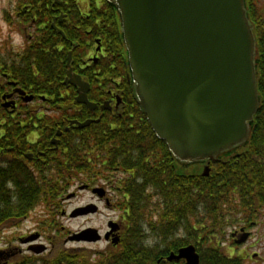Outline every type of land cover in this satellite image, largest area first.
Segmentation results:
<instances>
[{
	"label": "trees",
	"instance_id": "16d2710c",
	"mask_svg": "<svg viewBox=\"0 0 264 264\" xmlns=\"http://www.w3.org/2000/svg\"><path fill=\"white\" fill-rule=\"evenodd\" d=\"M56 1L18 0V21L28 19L36 28L41 23L47 26L34 31L24 50H14L12 74L23 90L52 97L56 114L38 121L45 128L46 135L41 142L44 147L49 146L60 120V129L71 119L100 118V121L86 127H70L60 137L58 149H47L36 170L23 167L18 175L19 168H16L11 182H8L7 168L0 166L3 171L0 223L11 216L28 215L39 204L51 208V203L57 202V209H61L63 205L59 201L79 181L95 185L108 178L124 205L122 216L127 231L119 244L122 250L111 251L95 264H150L161 255L188 244L197 246L201 264H243L239 257L224 253L216 239L224 235L225 226L230 224L231 211V214L246 212L243 218L250 222L264 205V0H246L257 40L261 98L251 136L246 145L221 154L218 161H211L209 175L185 171L200 163L187 166L178 162L139 108L126 77L127 53L114 5L107 0H61V5L52 6ZM28 4L32 8L26 12ZM57 6L67 13L64 24H59L65 36L51 27L52 14L57 13L53 7ZM8 19L14 21L9 14ZM96 39L108 51L107 64L102 67L104 82L109 86L121 80L127 90L125 106L115 114H101L85 105L80 107L74 98L75 92L69 95L66 92L64 76L69 51H73L72 64L77 69L90 49L89 44H95ZM5 62L0 56V63ZM79 72L86 80L84 71ZM87 81L91 84L89 98L95 102L97 93L93 90L97 80ZM25 108L30 115L37 112ZM5 111L0 105V112ZM117 172L123 176L115 177ZM21 176L25 179H19ZM239 218H232L231 224ZM149 232L156 236L152 244L155 248L145 244ZM61 258L62 264H90L91 259L78 250L63 251Z\"/></svg>",
	"mask_w": 264,
	"mask_h": 264
},
{
	"label": "water",
	"instance_id": "95a60500",
	"mask_svg": "<svg viewBox=\"0 0 264 264\" xmlns=\"http://www.w3.org/2000/svg\"><path fill=\"white\" fill-rule=\"evenodd\" d=\"M107 1L119 15L127 80L139 108L178 162L203 163L202 174L209 175L211 161L247 144L260 106L257 40L246 0ZM72 60L70 50L65 83L78 87L77 102L95 109L97 103L88 96L90 83L74 71ZM108 107L106 101L101 110ZM93 121L100 118L73 119L70 125L86 127ZM93 191L104 193L102 187ZM89 206L75 209L72 216L90 212ZM118 226L111 221L109 233ZM70 239L98 241L101 234L89 227ZM119 241L114 238L115 244ZM173 258L200 264L193 244L171 252L168 259Z\"/></svg>",
	"mask_w": 264,
	"mask_h": 264
},
{
	"label": "flooded vegetation",
	"instance_id": "af4514ba",
	"mask_svg": "<svg viewBox=\"0 0 264 264\" xmlns=\"http://www.w3.org/2000/svg\"><path fill=\"white\" fill-rule=\"evenodd\" d=\"M63 1L57 0L52 4V6H55L56 4L61 5ZM31 5L25 6V11L29 12L31 10ZM49 8V7H48ZM54 13L52 14V22L51 27L55 29L58 33V29H60L59 24H64V20L66 18L67 13H65L63 10H61L60 6L53 7ZM19 14V12H18ZM19 15L17 17V23L23 24L25 27L22 29V32L26 35L25 40L26 44L24 47L18 50H24L25 47L28 46L29 41L33 38L34 32L29 33L30 27H35L34 25L30 24L28 19L26 21H18ZM37 20H40L38 17ZM34 23H36V19H33ZM58 22V24H57ZM47 26V23H41L38 28L35 27L34 31L37 29H43ZM96 43L90 46V49L88 50L87 55L85 58L82 59L81 64L78 65L79 68L77 69L73 66L74 71L76 73L81 74L79 71H84L86 80L88 79H95L97 80V85L95 86V103H97V107L95 109L90 110H99L100 113L105 112H111L112 114L118 113L120 107L125 106L124 102V94L127 93L126 87L122 84L121 80L112 82L109 86L104 81L106 80V77L102 72L104 71L102 67H104L105 64H107L108 59V51L107 47L104 45V43L99 39H96ZM5 46V47H4ZM0 53L3 60H5L6 64L0 63V105L2 108H4L5 112H0V166L7 168L8 170V182H11L13 175L15 173L14 169H17V174L20 175V172L18 170L22 171V168H28L32 170H36L37 164L40 163V160L42 156H46L47 149H58V146L61 141V136L65 131L70 130V127L74 125H70V121H68V125L64 127V129H60L61 127V120L57 123V128L55 130L54 135L50 139L49 146L46 148L44 147V143L41 144L43 141L45 134V128L44 125L42 126L41 123L38 121L46 118V117H53V113L49 111H55V108L52 106V97H48L47 95H43L42 93L33 94L32 92L28 90H23V86H20L17 84L18 81L14 79V76L12 74V68L14 66V58L12 54H14L13 48L9 47L6 43H0ZM67 66V65H66ZM98 68V69H97ZM127 73L129 69L126 66ZM88 71V73H87ZM68 67L66 70V74L64 76V84L66 86V92L67 95L71 94V92H75V100L76 96L78 95V87L74 86L73 84H66L65 79L67 77ZM126 73V77H127ZM89 74V75H88ZM102 74V75H101ZM83 74H81L82 76ZM105 83V85H104ZM129 83V82H128ZM74 89V90H72ZM21 91H25L26 95L21 94ZM91 91V84L88 91V96ZM27 95H32L31 100H25V97ZM90 99V98H89ZM109 102V107L105 110H101V105L105 102ZM80 107L82 105H85L84 103L77 102ZM76 106V105H74ZM26 110L34 109V111H37L36 113H33L35 115H30L28 111ZM87 107V106H86ZM54 108V109H53ZM88 108V107H87ZM49 112V113H48ZM99 113V114H100ZM59 115V114H58ZM33 116H36V119H33ZM63 123V122H62ZM59 127V128H58ZM66 127H69L68 130H66ZM58 130H61L62 133L58 134ZM44 162V161H43ZM42 163V162H41ZM204 166L205 164L202 163ZM21 167V168H20ZM0 175H3V171L0 170ZM19 179H25V177L21 176ZM77 182V181H76ZM79 189L82 190H90L93 194V196L97 197L98 200L101 202H105V205L107 207L113 205L115 208H118V205H123V203L120 201V199L116 197H112L110 193V180L107 178L102 179L100 183H97L95 185H91L90 183H84L79 181ZM97 186H100L104 189L103 195H100L99 193H95L93 189ZM112 188V187H111ZM71 196H66L62 198L63 200L60 202L59 205H64V201L66 199H70L71 197H74L76 195L75 192L71 193ZM124 194V193H123ZM122 196L124 197V195ZM264 196V195H263ZM53 207L47 208L48 215H52V218H47L50 221L49 227L55 228L56 231H60L62 228H65L63 225H59L60 222L57 220L56 216L58 213L61 215H64L66 213L65 210L57 209V202L51 203ZM90 205V212L85 213V215L93 214V213H99L101 210V206L99 203H96L94 201H91L86 204V206ZM264 210V205L262 208L259 209ZM124 211V210H122ZM258 212V211H257ZM54 214V215H53ZM258 214V213H257ZM30 214L21 215V216H11L10 218L6 219L5 221L0 223V229H13L17 226H19L21 223L25 222L27 219H29ZM72 216V214H70ZM120 221L117 222L119 224L118 229L113 231L112 233H109L110 231V222L108 221V229L101 233V239L96 241L100 242L102 240L106 241L109 246L107 249L102 250L100 252L101 258L102 256H106L111 251L119 248V244L121 243V240L123 239L125 232L127 231V226L125 225L123 221L122 213L119 215ZM41 222V221H40ZM40 222L37 223L34 228L28 231L27 234L24 235H16L12 236L6 245L4 247L0 248V264H62L61 263V254H62V248L59 247V236L57 235L56 231L53 230L52 232L46 231V226L44 224H41ZM115 222V220H114ZM257 224V221L251 220L250 222L247 221L246 224H241L239 227L235 226V230L232 232L231 236L234 240V243L236 245L244 244L249 240L251 237L252 231H250V228ZM45 226V229L43 228ZM99 231V229H98ZM108 233V235H107ZM247 237L243 241L242 238L244 236ZM70 236V235H69ZM117 236L120 237V241L115 244L114 238ZM44 239L48 241V245L44 243ZM70 240V239H69ZM77 242H91L89 240H73ZM222 243V241H220ZM153 244V243H152ZM148 245L152 246V248H155L154 245ZM190 245V244H188ZM196 249L197 246L193 244ZM154 246V247H153ZM187 246V245H184ZM182 246V247H184ZM44 247V249H42ZM181 248V247H180ZM179 248V249H180ZM178 249V250H179ZM69 250L70 252L76 251L75 248H70L64 250L67 252ZM155 250V249H154ZM178 250L171 251L177 253ZM198 251V250H197ZM163 254L160 257H158L155 261H152L150 264H186L187 260L185 258H173L172 260L168 259V256L171 254ZM231 257H239L242 262L244 260L243 257L239 256V254H236L234 256L230 255ZM255 260H257L259 257L257 253H254L252 255ZM73 263V262H72ZM200 264H201V257H200Z\"/></svg>",
	"mask_w": 264,
	"mask_h": 264
},
{
	"label": "rangeland",
	"instance_id": "374dc122",
	"mask_svg": "<svg viewBox=\"0 0 264 264\" xmlns=\"http://www.w3.org/2000/svg\"><path fill=\"white\" fill-rule=\"evenodd\" d=\"M18 0H0V43H6L9 47L13 48V50L17 51L18 49H21L25 46L26 35L22 32V29H24V25L21 23H17V17H16V7H17ZM87 10V9H86ZM9 12V13H8ZM8 14L11 15L14 19L13 22L9 21ZM16 17V19L14 18ZM31 24V23H30ZM35 27L29 28V33L34 32ZM5 47V46H4ZM52 112L53 115L56 114L57 111H49ZM48 112V113H49ZM59 114V113H57ZM204 166L202 164H197L196 166H189L186 169H184L187 172L194 171L195 173L203 172ZM121 177L123 176L122 173L117 172L115 173V177ZM100 183V182H98ZM100 187V186H97ZM75 192L76 195L74 197H71L70 199H66L64 201V205L60 210H65L66 213L64 215H61L60 213L57 214L56 218L60 222L59 225L65 226V228H62L60 231H56L55 228L49 227L50 221L47 218H52V215H48L47 207L45 204H39L30 212L29 219H27L25 222L21 223L19 226L9 229H0V248L4 247L8 240L12 236L16 235H24L27 234L29 230L34 228V226L37 225L38 222L41 224H44L46 226V231L50 229L49 232H52L53 230L56 231L57 235L59 236L58 241L59 247L62 248V251L70 248H75L79 252H83L84 254H87L91 259H89L90 264L97 263L98 259L101 257L100 252L102 250L107 249L109 244L102 240L100 242L91 241V242H77L70 239V237L77 233L82 231L83 229L93 227L97 230L99 229V232L104 233L108 229V221H114L119 222V215L123 212L122 205H118V208H115L113 205L107 207L105 205V202H101L97 199V197L93 196L92 192L89 190H82L79 189V185H75L71 188V190L68 192L72 193ZM110 193L111 196L116 197L118 192L114 190V188L110 187ZM68 194L66 196H68ZM117 198V197H116ZM94 201L96 203H99L101 206L100 212L85 215L80 214L77 216H70L72 212L79 208L86 206L87 203ZM236 208L238 209L239 205L236 204ZM242 210V209H241ZM232 213V211H231ZM229 214V222L230 224L225 226L224 228V235L220 234V239L217 237L216 240L219 241V247L224 253L227 255H236L239 254V256L243 257V264H264V210H260L257 213V217L253 220L257 221V224L252 226L250 228L251 237L247 242L241 245H236L234 243V240L231 236L232 232L235 230V226H240L241 224H246L247 221L243 218V216L246 214V212L243 211H237L236 213ZM245 213V214H244ZM250 214V213H249ZM248 214V215H249ZM54 215V214H53ZM235 216H238V220L231 224L232 218H235ZM232 217V218H231ZM45 226L43 227L45 229ZM70 235V236H69ZM222 236V237H221ZM144 238V237H143ZM70 239V240H69ZM152 239L153 243L156 240V236L153 233H147L145 240ZM222 241V243L220 242ZM44 243L48 245V241L44 239ZM121 251L122 248H117L113 251ZM70 252L69 250H67ZM254 253H257L259 257L255 260L252 256Z\"/></svg>",
	"mask_w": 264,
	"mask_h": 264
},
{
	"label": "clouds",
	"instance_id": "9594fccd",
	"mask_svg": "<svg viewBox=\"0 0 264 264\" xmlns=\"http://www.w3.org/2000/svg\"><path fill=\"white\" fill-rule=\"evenodd\" d=\"M153 243L152 239L145 240L146 245H151Z\"/></svg>",
	"mask_w": 264,
	"mask_h": 264
}]
</instances>
